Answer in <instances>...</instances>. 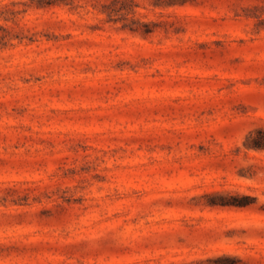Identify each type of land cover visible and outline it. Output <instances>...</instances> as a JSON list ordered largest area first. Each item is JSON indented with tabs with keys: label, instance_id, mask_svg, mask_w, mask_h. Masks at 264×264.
Here are the masks:
<instances>
[{
	"label": "rangeland",
	"instance_id": "374dc122",
	"mask_svg": "<svg viewBox=\"0 0 264 264\" xmlns=\"http://www.w3.org/2000/svg\"><path fill=\"white\" fill-rule=\"evenodd\" d=\"M0 264H264V0H0Z\"/></svg>",
	"mask_w": 264,
	"mask_h": 264
},
{
	"label": "trees",
	"instance_id": "16d2710c",
	"mask_svg": "<svg viewBox=\"0 0 264 264\" xmlns=\"http://www.w3.org/2000/svg\"><path fill=\"white\" fill-rule=\"evenodd\" d=\"M261 144H256V146L255 147H257V148H259V147H262V146H260Z\"/></svg>",
	"mask_w": 264,
	"mask_h": 264
}]
</instances>
